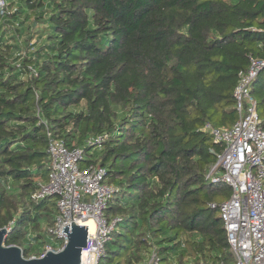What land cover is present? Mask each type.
Wrapping results in <instances>:
<instances>
[{"label":"trees","instance_id":"obj_1","mask_svg":"<svg viewBox=\"0 0 264 264\" xmlns=\"http://www.w3.org/2000/svg\"><path fill=\"white\" fill-rule=\"evenodd\" d=\"M0 16V229L25 259L60 242L48 138L82 151L117 189L98 264H233L206 178L221 153L206 125L237 120L238 73L264 61V0H5ZM32 69L33 72L30 70ZM264 127V71L249 85ZM99 135L100 145L87 141ZM79 162V163H80ZM218 214V215H217Z\"/></svg>","mask_w":264,"mask_h":264},{"label":"built area","instance_id":"obj_2","mask_svg":"<svg viewBox=\"0 0 264 264\" xmlns=\"http://www.w3.org/2000/svg\"><path fill=\"white\" fill-rule=\"evenodd\" d=\"M11 12L14 9H8L7 1L0 0V16ZM259 71H264V61H251L246 72L238 73V83L233 92L236 122L229 128L205 126L213 142L222 145V151L216 156L206 178L213 184H224L230 189L226 201L209 207L219 212L234 256L233 264H264V127L255 111V102L249 97V85ZM46 136V152L50 159L48 181L32 197L57 198L58 215L54 228L49 231L61 244L56 251L67 243L61 229L67 225L70 228L72 221L76 225L87 226L81 264L83 255L85 264H98L104 244L119 221H108L104 216L106 203L117 189L106 183L105 168H79L82 159L80 149H68L62 140L52 138L47 128ZM106 138V135H99L88 140L87 144L100 145ZM49 251L54 250L47 247L39 257L30 259L41 258ZM147 264H159L153 250Z\"/></svg>","mask_w":264,"mask_h":264},{"label":"water","instance_id":"obj_3","mask_svg":"<svg viewBox=\"0 0 264 264\" xmlns=\"http://www.w3.org/2000/svg\"><path fill=\"white\" fill-rule=\"evenodd\" d=\"M8 231L0 229V264H81V250L86 245L87 226L76 225L72 221L61 229L67 243L60 251H49L43 257L25 259L17 246H5Z\"/></svg>","mask_w":264,"mask_h":264},{"label":"bare ground","instance_id":"obj_4","mask_svg":"<svg viewBox=\"0 0 264 264\" xmlns=\"http://www.w3.org/2000/svg\"><path fill=\"white\" fill-rule=\"evenodd\" d=\"M82 264H85V255H83Z\"/></svg>","mask_w":264,"mask_h":264},{"label":"rangeland","instance_id":"obj_5","mask_svg":"<svg viewBox=\"0 0 264 264\" xmlns=\"http://www.w3.org/2000/svg\"><path fill=\"white\" fill-rule=\"evenodd\" d=\"M79 168H81V162L79 163ZM227 187V186H226ZM219 213V212H218ZM218 215V214H217Z\"/></svg>","mask_w":264,"mask_h":264}]
</instances>
